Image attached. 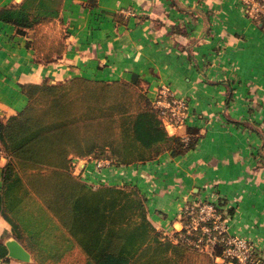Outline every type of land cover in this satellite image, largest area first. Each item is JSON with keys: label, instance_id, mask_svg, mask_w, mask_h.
<instances>
[{"label": "crops", "instance_id": "crops-1", "mask_svg": "<svg viewBox=\"0 0 264 264\" xmlns=\"http://www.w3.org/2000/svg\"><path fill=\"white\" fill-rule=\"evenodd\" d=\"M20 1L0 0V7ZM60 22L67 48L42 63L27 47L29 36L0 20V117L26 105L24 81L139 79L152 99L169 84L187 99L189 116L168 130L186 135L199 128L196 146L145 163L115 162L95 184L139 185L151 219L170 235L183 227L188 201L216 199L228 212L229 231L247 238L256 264H264V17L250 16L241 0H65ZM6 160L0 153V185ZM93 165L86 162L83 171ZM11 236L0 212V264H35L33 257H9ZM214 264L236 262L217 255Z\"/></svg>", "mask_w": 264, "mask_h": 264}, {"label": "trees", "instance_id": "trees-1", "mask_svg": "<svg viewBox=\"0 0 264 264\" xmlns=\"http://www.w3.org/2000/svg\"><path fill=\"white\" fill-rule=\"evenodd\" d=\"M64 3L21 0L1 6L0 20L29 36L27 47L36 61L49 63L67 48V31L62 22L58 25ZM117 19L128 18L118 14ZM140 82L84 75L24 81L26 105L7 119L0 117V153L7 157L0 212L35 264H185L192 253L214 264L223 254L222 242L208 249L190 242L199 230L183 228L170 235L157 227L139 185H95L74 171L75 159L130 165L196 146L199 128L171 133L162 107ZM188 220L184 215L182 222ZM256 257L253 251V260L245 264H256Z\"/></svg>", "mask_w": 264, "mask_h": 264}, {"label": "built area", "instance_id": "built-area-1", "mask_svg": "<svg viewBox=\"0 0 264 264\" xmlns=\"http://www.w3.org/2000/svg\"><path fill=\"white\" fill-rule=\"evenodd\" d=\"M241 2L252 17L264 16L263 0H241ZM153 100L156 105L162 107L167 126H182L186 123L189 116L188 101L186 98L176 96L169 84H163ZM170 118H173L177 125H174ZM80 159H75L74 164L80 162ZM93 161L92 168L84 171V168H78L77 173H83L84 179L95 183L96 180H92L91 177L97 178L96 173L110 168L115 161L108 158H96ZM184 215L189 220L186 224L183 223V227L178 231H182L183 228H186L187 233H192L193 230L200 231L198 238H192L190 242L197 246L204 245L207 249L222 242L224 248L221 256L224 259L237 260L241 264L253 260V246L244 236L229 231L228 212L218 200L197 198L188 201L181 210L182 219Z\"/></svg>", "mask_w": 264, "mask_h": 264}, {"label": "water", "instance_id": "water-1", "mask_svg": "<svg viewBox=\"0 0 264 264\" xmlns=\"http://www.w3.org/2000/svg\"><path fill=\"white\" fill-rule=\"evenodd\" d=\"M85 160L80 161L78 168L81 169L85 164ZM8 249L9 257L19 259L22 261H32V253L22 244V242L15 236L9 237L5 241Z\"/></svg>", "mask_w": 264, "mask_h": 264}, {"label": "rangeland", "instance_id": "rangeland-1", "mask_svg": "<svg viewBox=\"0 0 264 264\" xmlns=\"http://www.w3.org/2000/svg\"><path fill=\"white\" fill-rule=\"evenodd\" d=\"M249 15L251 16V14L249 13ZM143 87V86H142ZM158 94V93H157ZM82 160H85L86 162H92V159H88V158H81L79 161H82ZM85 162V163H86ZM79 163L80 162H76V164H74V171H75V173L76 174H78L77 173V171L79 170L78 169V165H79ZM78 164V165H77ZM90 168H92V166H90ZM78 175H80L81 177H84L83 176V173H79ZM91 179L92 180H95L96 178L95 177H91ZM90 179V180H91ZM86 180V179H85ZM87 181V180H86ZM102 182H97L96 184L95 183H92V182H88V183H91V184H95V185H100L101 183H104L103 181H105V180H101ZM125 183H127V182H125ZM125 183H123V182H120V183H117V184H120V185H122V184H125ZM112 184H116V183H112ZM207 257L206 256H201L200 255V257H198L196 254H190L189 255V258H188V261L185 263V264H209V261L206 259Z\"/></svg>", "mask_w": 264, "mask_h": 264}]
</instances>
